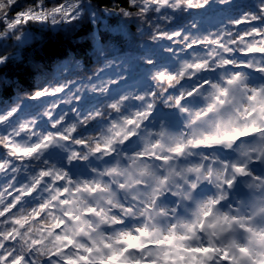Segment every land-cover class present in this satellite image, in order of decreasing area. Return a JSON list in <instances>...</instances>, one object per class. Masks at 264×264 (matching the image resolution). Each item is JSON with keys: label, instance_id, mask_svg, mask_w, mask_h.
I'll return each mask as SVG.
<instances>
[{"label": "snow or ice", "instance_id": "6c2138e0", "mask_svg": "<svg viewBox=\"0 0 264 264\" xmlns=\"http://www.w3.org/2000/svg\"><path fill=\"white\" fill-rule=\"evenodd\" d=\"M89 20L0 80V264H264V0H0Z\"/></svg>", "mask_w": 264, "mask_h": 264}, {"label": "trees", "instance_id": "16d2710c", "mask_svg": "<svg viewBox=\"0 0 264 264\" xmlns=\"http://www.w3.org/2000/svg\"><path fill=\"white\" fill-rule=\"evenodd\" d=\"M33 2L34 0H21V5ZM52 2L53 0H46L49 5ZM102 23L101 21L100 24ZM21 27L19 39L13 38L11 32L0 36V56L10 53L0 62V80H15L29 86L35 83L38 75L36 66L54 70L55 65L66 54L77 50L84 43L79 42V38L96 28L97 24L91 20L79 24L73 21L66 27L57 29L49 22L30 21Z\"/></svg>", "mask_w": 264, "mask_h": 264}, {"label": "clouds", "instance_id": "9594fccd", "mask_svg": "<svg viewBox=\"0 0 264 264\" xmlns=\"http://www.w3.org/2000/svg\"><path fill=\"white\" fill-rule=\"evenodd\" d=\"M100 2H101V0H97V3H100ZM101 7H102V4H101ZM12 35H13V38H16L20 34H19V32H17V33H13ZM85 39H86V37H80L79 42L83 43L85 41ZM9 54H10L9 52H6L5 56H8ZM166 198H168L167 194H166Z\"/></svg>", "mask_w": 264, "mask_h": 264}]
</instances>
